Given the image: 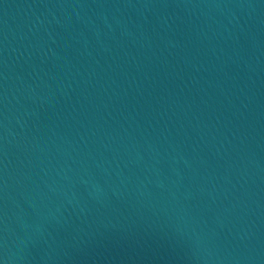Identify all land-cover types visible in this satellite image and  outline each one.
I'll use <instances>...</instances> for the list:
<instances>
[{
    "label": "water",
    "instance_id": "water-1",
    "mask_svg": "<svg viewBox=\"0 0 264 264\" xmlns=\"http://www.w3.org/2000/svg\"><path fill=\"white\" fill-rule=\"evenodd\" d=\"M0 264H264V0H0Z\"/></svg>",
    "mask_w": 264,
    "mask_h": 264
}]
</instances>
